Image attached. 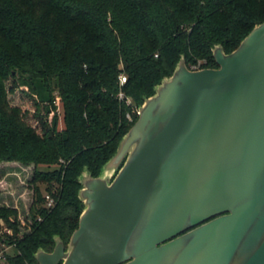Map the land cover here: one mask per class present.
Segmentation results:
<instances>
[{"label":"trees","instance_id":"16d2710c","mask_svg":"<svg viewBox=\"0 0 264 264\" xmlns=\"http://www.w3.org/2000/svg\"><path fill=\"white\" fill-rule=\"evenodd\" d=\"M262 22L264 0H0V163L35 166L29 216L0 195L10 264H39L56 235L69 243L84 209L80 175L100 174L182 56L218 67L215 46L234 51Z\"/></svg>","mask_w":264,"mask_h":264},{"label":"water","instance_id":"95a60500","mask_svg":"<svg viewBox=\"0 0 264 264\" xmlns=\"http://www.w3.org/2000/svg\"><path fill=\"white\" fill-rule=\"evenodd\" d=\"M218 67L184 56L139 106L69 243L39 264H264V22Z\"/></svg>","mask_w":264,"mask_h":264},{"label":"rangeland","instance_id":"374dc122","mask_svg":"<svg viewBox=\"0 0 264 264\" xmlns=\"http://www.w3.org/2000/svg\"><path fill=\"white\" fill-rule=\"evenodd\" d=\"M40 167L45 168L44 166ZM34 169L33 164L25 165L17 161L0 163V195L5 205L18 208L21 219L29 216L28 210L35 196L32 184ZM40 186L42 194H47V183L42 182ZM6 229H8L6 224L0 226V230L3 232Z\"/></svg>","mask_w":264,"mask_h":264},{"label":"built area","instance_id":"2783aa9c","mask_svg":"<svg viewBox=\"0 0 264 264\" xmlns=\"http://www.w3.org/2000/svg\"><path fill=\"white\" fill-rule=\"evenodd\" d=\"M201 61L198 62L197 64L193 65L190 67L193 70L201 69ZM127 80V77L125 75L121 76V84H124ZM120 97L124 99L128 104L131 103V99L129 97H125L124 94H120ZM138 114H139V109H138ZM130 119L131 116L128 115ZM44 196V205L47 209H51L55 206L56 204V199L54 195L50 192L47 194L43 195ZM42 217L40 215L37 216L36 220L41 221ZM31 220V219H30ZM5 232H9L6 234ZM13 235V230L8 227L4 232L0 230V264H10L8 257L9 256H14L16 253L15 249V242H12L9 240V237Z\"/></svg>","mask_w":264,"mask_h":264}]
</instances>
